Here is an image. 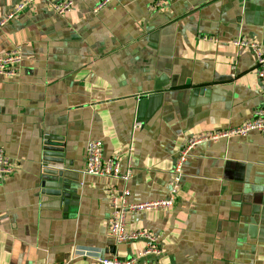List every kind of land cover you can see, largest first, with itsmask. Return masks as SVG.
<instances>
[{"label":"crops","instance_id":"crops-1","mask_svg":"<svg viewBox=\"0 0 264 264\" xmlns=\"http://www.w3.org/2000/svg\"><path fill=\"white\" fill-rule=\"evenodd\" d=\"M20 0H0V21ZM35 0L0 23V55L18 49L16 75H0V264H100L136 256L142 240L115 244L110 195L123 182L85 173L86 145L124 170L130 203L167 197L185 141L235 127L261 104L253 53H264V0H72L57 14ZM45 137L59 139L77 204L42 193ZM169 209L126 212V231L157 238L137 264H264V134L196 144Z\"/></svg>","mask_w":264,"mask_h":264},{"label":"built area","instance_id":"built-area-1","mask_svg":"<svg viewBox=\"0 0 264 264\" xmlns=\"http://www.w3.org/2000/svg\"><path fill=\"white\" fill-rule=\"evenodd\" d=\"M110 0H100L92 8L96 12ZM165 0H150L151 8H159ZM35 0H20L16 6L0 21L4 24L16 14L28 9L33 5ZM52 8L59 15H65L72 9V0H57L53 2ZM233 44L247 47L252 53L255 60V71L260 83V95L262 97L261 104L252 111L250 118L238 126L219 129L214 131L201 132L195 136L188 138L181 149L178 151L173 170L171 172V181L168 195L165 198L150 200L146 202L130 203L127 200L129 189L127 182L132 176V166L128 163L124 170L120 169L117 159L102 158V143L100 140H90L86 145V158L84 172L102 177H112L123 182L121 190L117 194L110 195V214L108 218V234L113 238L115 244L125 241L142 240L144 246L138 250L136 256L126 258H110L96 257L100 264H137L138 260L146 255H158L161 248L157 242V238L152 234L137 230L126 231L124 229V216L126 212H135L145 209H169L173 206L175 197L181 188V177L183 173V163L186 160L189 151L198 143L212 140L217 141L220 138L229 136H244L250 132H259L264 134V53L259 45L243 38L233 41ZM22 61L21 52L18 49H12L0 55V75L12 77L16 75ZM13 166L10 158L6 155L3 148L0 147V179L11 174Z\"/></svg>","mask_w":264,"mask_h":264},{"label":"water","instance_id":"water-1","mask_svg":"<svg viewBox=\"0 0 264 264\" xmlns=\"http://www.w3.org/2000/svg\"><path fill=\"white\" fill-rule=\"evenodd\" d=\"M59 139L45 137L42 147L41 162L43 167L41 187L42 193L52 201L62 203L64 211L68 206L77 204L78 195L72 189L74 181L64 175L63 169L52 167L54 165H70L65 160V151L62 145L56 144Z\"/></svg>","mask_w":264,"mask_h":264}]
</instances>
